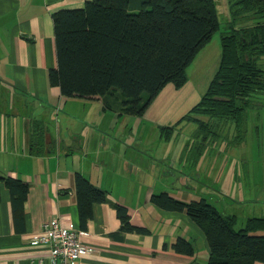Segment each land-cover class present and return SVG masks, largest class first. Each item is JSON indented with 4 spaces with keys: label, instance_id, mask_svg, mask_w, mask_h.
<instances>
[{
    "label": "crops",
    "instance_id": "1",
    "mask_svg": "<svg viewBox=\"0 0 264 264\" xmlns=\"http://www.w3.org/2000/svg\"><path fill=\"white\" fill-rule=\"evenodd\" d=\"M85 1L0 0V177L28 185L21 209L14 212L10 191L0 179V264H52L44 245H31L30 240L54 218L87 233L80 238L92 252L70 264H205L209 246L202 230L184 211L162 209L150 196L165 191L184 202L205 198L221 213L235 215L236 227L249 217H264V200H241L246 214L237 211L239 199L231 204L218 192L224 200L212 203L209 173L198 166L209 154L204 151L196 168H187L188 162L180 158V152L187 154L190 139L164 140L158 125L145 126L146 116L134 124H128L132 118L121 123L126 115L117 106L67 98L48 84L47 72L57 65L53 13ZM228 1L215 0L216 7ZM217 145L211 144L209 151ZM76 173L107 199L92 205L84 228ZM115 203L127 208L131 224L149 232L120 233ZM256 204H262L261 214ZM179 238L192 245V255L173 251L171 244Z\"/></svg>",
    "mask_w": 264,
    "mask_h": 264
},
{
    "label": "trees",
    "instance_id": "2",
    "mask_svg": "<svg viewBox=\"0 0 264 264\" xmlns=\"http://www.w3.org/2000/svg\"><path fill=\"white\" fill-rule=\"evenodd\" d=\"M228 9L217 68L200 100L178 121L196 125L187 154L197 161L214 141L228 139L229 124L235 128L232 145L245 142L248 109L264 95V0H229ZM53 27L57 65L47 72L48 84L64 97L101 100L105 108L141 116L167 83L176 88L186 83L188 65L220 22L215 0H86L81 7L55 11ZM35 140L32 136V145ZM0 179L10 191L12 210L19 211L27 183ZM75 189L84 228L92 205L107 199L79 173ZM149 200L165 210L184 211L196 223L209 246L205 264H264V217H249L236 227L235 215L221 213L205 198L184 202L164 191ZM114 208L120 233L149 232L130 223L125 206L115 203ZM171 247L193 254L183 238Z\"/></svg>",
    "mask_w": 264,
    "mask_h": 264
},
{
    "label": "rangeland",
    "instance_id": "3",
    "mask_svg": "<svg viewBox=\"0 0 264 264\" xmlns=\"http://www.w3.org/2000/svg\"><path fill=\"white\" fill-rule=\"evenodd\" d=\"M218 5L216 10L220 29L197 52L194 60L188 65L186 83L179 88L174 87L172 83H167L142 114V118L146 116L143 121L145 126L158 125V134H161V129L165 131V135L162 137L164 140L177 139L179 142L185 143L190 139L192 142V133L196 125L189 121H180L179 123L178 121L200 100L217 68L220 54V34L225 30L223 26L229 19L228 4L219 3ZM253 102V107L248 109V114H246L245 142L240 145H232L235 128L233 124H229L226 132L229 133L228 139L222 137L217 141L218 143L214 141L212 144L218 145L212 147L213 151H209V146L205 149L204 154H209V159L212 157L210 163L209 159L203 160L201 163L203 158L201 157L198 164V166L202 164V172L207 174L208 171L209 173L207 179L212 188L209 194L211 202L217 203L224 200L223 197L217 195V192L226 197L231 204H233L232 201L239 199L235 203L239 214H246L248 211L245 208L246 204L243 208L240 207L241 200L254 199L256 196L257 199L264 200V95L257 96ZM125 115L122 117L121 123L132 118V123L128 124H134L140 122L138 117L142 116ZM146 135L150 136L151 133H146ZM179 155L181 159L188 162L187 168H196L197 159L181 152ZM218 174H220L219 178H217ZM256 205L258 206L257 213L261 214L259 206L262 204ZM228 210L231 211V208L229 207ZM240 220L242 221V218Z\"/></svg>",
    "mask_w": 264,
    "mask_h": 264
},
{
    "label": "built area",
    "instance_id": "4",
    "mask_svg": "<svg viewBox=\"0 0 264 264\" xmlns=\"http://www.w3.org/2000/svg\"><path fill=\"white\" fill-rule=\"evenodd\" d=\"M83 234L87 233L77 230L71 224L63 226L54 218L42 224L41 230L32 236L30 244L44 245L47 258L52 264H70L92 252V248L82 242L80 237Z\"/></svg>",
    "mask_w": 264,
    "mask_h": 264
}]
</instances>
